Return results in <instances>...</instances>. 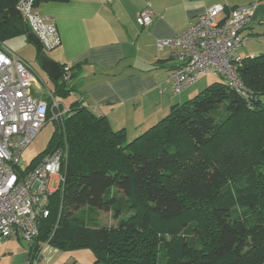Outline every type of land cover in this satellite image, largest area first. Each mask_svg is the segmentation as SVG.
<instances>
[{"label":"trees","instance_id":"trees-1","mask_svg":"<svg viewBox=\"0 0 264 264\" xmlns=\"http://www.w3.org/2000/svg\"><path fill=\"white\" fill-rule=\"evenodd\" d=\"M19 1L0 0V46L29 32ZM51 1L68 0L35 5ZM238 72L249 98L212 82L131 141L78 102L54 119L47 148L28 170L62 148L64 181L29 243L31 264L45 243L89 248L96 264H262L264 53L240 57ZM68 83L56 80L53 95L68 96ZM113 187L126 195L128 216L117 208L114 224L94 225L77 214L111 212L119 201L108 197Z\"/></svg>","mask_w":264,"mask_h":264},{"label":"crops","instance_id":"crops-1","mask_svg":"<svg viewBox=\"0 0 264 264\" xmlns=\"http://www.w3.org/2000/svg\"><path fill=\"white\" fill-rule=\"evenodd\" d=\"M221 4L227 15L235 7L255 4L250 23L243 30L246 42L238 54L253 57L264 53V0H68L44 2L39 12L56 24L61 44L42 52L62 66L73 70L69 81L72 91L66 97L54 96L52 88L40 75L33 94L60 104L69 110L78 102L96 115H105L113 129H126L131 141L167 116L172 107L192 99L208 83L201 78L181 93L173 92L171 73L179 61L177 49L159 46L187 29L189 22L208 8ZM150 5L153 22L146 27L137 23L138 14ZM11 41V40H10ZM25 47H39L27 36L12 39ZM7 46V45H6ZM23 58V57H21ZM34 72L32 63L25 58ZM41 66V65H40ZM57 98L68 100V104ZM53 109V108H52ZM30 244L20 240L0 239V264H31ZM34 264H96L91 249H63L45 243ZM264 264V261L263 263Z\"/></svg>","mask_w":264,"mask_h":264},{"label":"built area","instance_id":"built-area-1","mask_svg":"<svg viewBox=\"0 0 264 264\" xmlns=\"http://www.w3.org/2000/svg\"><path fill=\"white\" fill-rule=\"evenodd\" d=\"M255 4L235 7L221 17L224 6L216 4L190 21L186 30L159 46L177 49L179 63L170 75L173 92L181 93L202 76L214 75L244 98L250 91L238 72L239 48L245 44L243 30L250 23ZM18 9L27 18L32 31L46 51L61 44L56 24L43 16L35 0H20ZM155 11L148 5L137 16V23L146 27L154 19ZM62 76L70 81V66H64ZM38 84L37 74L30 64L15 55L5 45L0 46V239L31 243L39 235L40 220L49 215L50 196L56 190L49 188L51 178L64 177L62 166L65 152L54 150L32 169L19 167L23 151L48 122L50 108H60L53 101L35 96L32 88ZM64 109L55 117L67 113ZM59 188V187H58Z\"/></svg>","mask_w":264,"mask_h":264},{"label":"rangeland","instance_id":"rangeland-1","mask_svg":"<svg viewBox=\"0 0 264 264\" xmlns=\"http://www.w3.org/2000/svg\"><path fill=\"white\" fill-rule=\"evenodd\" d=\"M7 47L11 49V51L17 55L18 57H23L26 60L30 61L34 67V69L37 71L36 74L40 75L43 83H46L49 87L52 88V82L49 80V77L46 75V73L42 70L41 64L39 60H36V51L35 46L32 44V47H25L22 46L19 43H16L15 41L12 42L8 41L6 43ZM38 75V76H39ZM215 82V81H224L222 77L214 76V75H206L202 76L201 80L199 81V84L202 83H208V82ZM211 82V83H212ZM58 102L68 104V100H63L61 98H57ZM62 112V109L58 110V108H51V119L46 123V125L38 132L36 137L33 139V141L29 144V146L23 151L20 165L19 167L21 170H26L31 165L32 160L42 151H44L49 143V140L56 128V122L54 121L55 117L58 116ZM59 187V179L58 178H51L49 181V188L51 190H57ZM116 194L119 201L117 203H113L112 207L113 209L111 212H102L97 209H91L89 207H83L81 208L77 214H79L80 217H84L87 221H90L91 223H95L94 225L100 224V225H112L115 223V220L113 218V214H115L116 209L122 210V217L128 216V208H127V197L123 193L119 192L116 188H111L108 197L112 196L113 194ZM121 197V198H120Z\"/></svg>","mask_w":264,"mask_h":264},{"label":"water","instance_id":"water-1","mask_svg":"<svg viewBox=\"0 0 264 264\" xmlns=\"http://www.w3.org/2000/svg\"><path fill=\"white\" fill-rule=\"evenodd\" d=\"M29 32L27 34V37L30 41H32L34 44H40V39L38 36L32 31L31 27L29 26ZM39 61L41 64L42 70L52 79L58 80L62 76V65L57 62L56 60L48 57L44 53H41L39 55Z\"/></svg>","mask_w":264,"mask_h":264}]
</instances>
